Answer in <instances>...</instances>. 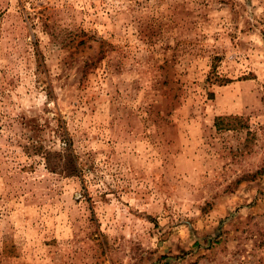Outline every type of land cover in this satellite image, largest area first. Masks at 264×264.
I'll use <instances>...</instances> for the list:
<instances>
[{"label":"rangeland","instance_id":"obj_1","mask_svg":"<svg viewBox=\"0 0 264 264\" xmlns=\"http://www.w3.org/2000/svg\"><path fill=\"white\" fill-rule=\"evenodd\" d=\"M0 264H264V0H0Z\"/></svg>","mask_w":264,"mask_h":264},{"label":"trees","instance_id":"obj_2","mask_svg":"<svg viewBox=\"0 0 264 264\" xmlns=\"http://www.w3.org/2000/svg\"><path fill=\"white\" fill-rule=\"evenodd\" d=\"M52 154L51 153H47V159L48 160L47 162H49V165H51V156ZM68 159L69 161L67 163H65V167H66V170L68 171L69 174H78L79 173V169L77 167V163H76V160L74 158V156L70 153L68 155Z\"/></svg>","mask_w":264,"mask_h":264}]
</instances>
